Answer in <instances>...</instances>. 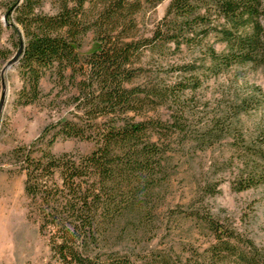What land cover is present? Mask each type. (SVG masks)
Returning a JSON list of instances; mask_svg holds the SVG:
<instances>
[{
	"label": "trees",
	"instance_id": "16d2710c",
	"mask_svg": "<svg viewBox=\"0 0 264 264\" xmlns=\"http://www.w3.org/2000/svg\"><path fill=\"white\" fill-rule=\"evenodd\" d=\"M50 1L53 12L43 0H0V32L11 30L0 65L18 54L15 104L45 101L64 111L8 153L25 173L29 212L49 247L46 264H264L263 248L204 209L185 213L206 237L201 251L122 244L150 230L174 157L228 135L244 140L235 108L200 114L192 100L207 74L264 64V0H169L148 33L140 16L162 0ZM184 51L188 59L177 61ZM58 138L93 146L54 154ZM254 148L239 189L262 180L264 150Z\"/></svg>",
	"mask_w": 264,
	"mask_h": 264
},
{
	"label": "rangeland",
	"instance_id": "374dc122",
	"mask_svg": "<svg viewBox=\"0 0 264 264\" xmlns=\"http://www.w3.org/2000/svg\"><path fill=\"white\" fill-rule=\"evenodd\" d=\"M168 2L162 0L140 16L142 29L148 33L153 28ZM42 9L53 12L56 8L50 0H43ZM10 33L3 26L0 45L10 46ZM208 41L218 51L224 47L213 36ZM185 52L176 60L181 61L183 55L189 57ZM6 62L0 65V93L3 90L5 97L0 109V264H46L49 247L39 233L36 217L29 212L30 203L23 190L25 173L8 153L15 146L30 144L45 125L55 122L64 111L49 107L45 101L16 105L22 82L17 63L1 74ZM51 84L47 77L43 78L42 90L47 92ZM192 101L200 114L235 108L233 123L244 140L228 135L206 149H191L174 157L167 167L169 179L153 201L150 230L132 241L127 237L122 244L136 245L144 251L173 246L184 255L193 249L201 251L207 246L206 237L195 220L185 215L195 208L227 220L264 249V171L261 182L242 189L238 184L249 174V150H264V64L232 65L219 75L207 74ZM92 146L88 141L58 138L50 150L54 154L87 152ZM213 185L215 192L209 194Z\"/></svg>",
	"mask_w": 264,
	"mask_h": 264
},
{
	"label": "water",
	"instance_id": "95a60500",
	"mask_svg": "<svg viewBox=\"0 0 264 264\" xmlns=\"http://www.w3.org/2000/svg\"><path fill=\"white\" fill-rule=\"evenodd\" d=\"M17 56H18V54H15L11 59H9V60L5 63L4 66H2L3 68H1V74L4 72L5 69L10 68V66L16 61ZM3 87H4V85H3V83H1V89H3ZM0 97H1V98H0V109H1L2 104H3V98H5V97H4V92H3V90H1Z\"/></svg>",
	"mask_w": 264,
	"mask_h": 264
}]
</instances>
